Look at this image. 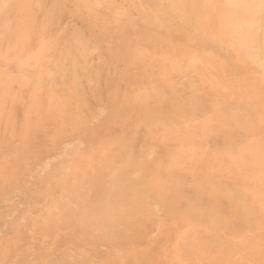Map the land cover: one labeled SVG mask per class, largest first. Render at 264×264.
Wrapping results in <instances>:
<instances>
[{
    "label": "bare ground",
    "instance_id": "obj_1",
    "mask_svg": "<svg viewBox=\"0 0 264 264\" xmlns=\"http://www.w3.org/2000/svg\"><path fill=\"white\" fill-rule=\"evenodd\" d=\"M64 2L0 0V27L9 29L14 26L19 29V35L15 37L19 47L6 36L7 42L15 45L8 51L0 49V58L10 54L20 59L22 43L27 38L30 39L33 34L50 33L60 19ZM78 2L79 7L95 16L105 32L108 33L112 25L117 24L121 28L122 45L133 50L127 55L141 62V74L136 78L137 91L133 94L119 93L109 107L122 119H128L133 112H137L138 126L133 132L143 125L147 129L145 137H155L164 149L158 160L147 162L135 151L138 132L130 138L120 135L92 149L87 159L81 160L80 170L74 171L73 177L71 175L73 180L65 191L70 204L61 205L58 218L65 219L75 235H83L87 239L97 232V238L109 244L134 243L143 231L139 221V217L145 215L142 195L147 191H158L167 214L173 215L186 227L180 246L188 256L196 259V264H237L234 254L252 256L251 252H256L263 256L260 247L264 243V61L261 56L255 58L257 45L246 39V28L244 34L241 27L236 26L234 31L227 23H212L214 14L211 17L212 13L205 9L188 6L189 0L173 7L161 6L162 0H150L152 6L140 10L149 28L135 32L133 22L121 23L119 18V21L112 22L111 18L115 14L120 17L121 12L112 9L114 15L110 11V20L100 22V13L98 17L95 13L97 9L92 7L94 0ZM35 6L43 10L41 19L32 14ZM103 19L107 20L105 16ZM248 34L254 36L256 33ZM52 35L55 38V34ZM70 37L71 41L63 37V46L58 39L53 40V44L58 43L60 55L71 59V70L78 72L86 66L78 63L77 59L86 58L87 49L81 33L70 34ZM253 38L256 39L255 36ZM73 43L76 48H73ZM148 48H152V52H148ZM224 48L228 50L227 56L220 54L223 60L226 59L222 61L216 51L222 52ZM18 49L19 53H16ZM116 54L120 55L119 52ZM171 58L175 59L173 72L178 74H183L186 69H193L201 75L213 73V76L202 79L200 84L192 80L187 84V88L196 92L189 101L183 100L182 96L180 99L175 88L171 95L167 91L169 96H165L163 87L153 92L144 85L149 69L156 68L157 77L165 83H162L164 87L172 89L174 82L166 63ZM253 62L259 67L252 72L249 66ZM53 74L51 72L50 75L53 77ZM78 76L73 74L69 79L74 93L72 97L69 93L68 97H57L51 93V108L60 109L73 97L76 99V111L88 108V96L97 90L96 87L83 90ZM94 77L93 73H88L90 80ZM203 87H209L211 94H201ZM167 102L175 113L170 121L165 109ZM3 117L6 119V115ZM44 123L42 119L26 121L19 133L21 142L20 147L15 149L17 156L24 155L27 159L33 154V136ZM237 133L240 139L234 149L229 144ZM205 143L213 147L211 166L189 164V160L195 162L200 154L206 152ZM131 172H141L143 177L140 176L137 182L131 177ZM203 193L208 195V199L202 198ZM223 202L228 205L229 215L234 219L243 217V224L257 232L255 238L241 237L235 242L222 237L239 233L236 223L223 216ZM205 214L208 222L200 225L196 218ZM56 223L57 220L52 219V225Z\"/></svg>",
    "mask_w": 264,
    "mask_h": 264
},
{
    "label": "rangeland",
    "instance_id": "obj_2",
    "mask_svg": "<svg viewBox=\"0 0 264 264\" xmlns=\"http://www.w3.org/2000/svg\"><path fill=\"white\" fill-rule=\"evenodd\" d=\"M64 1L60 19L50 33L33 34L30 39L27 38V41L22 43L23 54L20 59L10 54L0 58V264H196V259L188 256L180 246V238L185 234L186 227L173 215L167 214L160 202L158 191H147L142 195L145 215H141L139 221L143 231L134 243L109 244L98 239L97 232L93 233L94 237L87 239L83 235H75L73 229L68 227V222L58 218L61 205L70 204L68 194L65 192L66 186L72 182L73 174L80 170L81 160L87 159L92 149L120 135L130 138L136 132L139 138L134 145L135 151L147 162L158 160L164 149L163 144L155 137L150 139L145 137L147 129L143 125H139L140 128L133 132L138 126L137 112H133L132 117L128 119H122L109 107L119 93L133 94L137 91L136 78L141 74V62L127 55L133 51L132 47L129 49L130 47L122 45L121 28L113 24L107 33L101 24L96 22L94 15L79 7L78 0ZM94 1L92 7L98 10L95 11L97 16L100 13V22L109 21L111 14L114 15L113 10H117L121 12L120 17L115 14L111 18L112 22L117 18L123 23L133 22L135 32L149 28V23L141 15L140 10L150 8L152 6L150 0ZM181 1L185 0H162L160 5L173 7ZM187 5L211 12V17H215L212 18V23L231 25L234 31L236 26L241 27L242 32L246 28V34L244 32L246 39L254 41L253 44L257 45L258 53L255 58L261 56L264 61V0H189ZM32 14L41 19L43 10L35 6ZM104 16L107 20L103 19ZM250 28L252 31L248 32ZM76 32L83 35L85 41L83 43L88 54L86 58L77 59L78 63H84L86 66L85 68L83 66L84 69L78 67L80 72L72 71V60L58 52V43L61 46L64 44L63 37L71 41L70 34ZM247 32H255L256 39L252 33L251 35ZM52 34H55V38H52ZM18 35L17 27L12 26L9 29L0 27V49L8 51L15 45L14 43L19 47V41L15 40ZM6 36L14 43H8ZM57 39L58 43L53 44V40ZM42 46L43 50L40 51ZM72 46L76 48V44L73 43ZM224 49L222 52L216 51L221 59L224 54L227 56L228 49ZM147 51L152 52V48H148ZM118 52L120 55L116 54ZM16 53H19V49ZM171 59L166 63L174 82L172 89L164 87L165 83L157 77L156 68L149 69L144 85L153 92L163 87L165 96L171 95L175 88L176 92L179 91L176 95L180 99L182 96L183 100L189 101L196 92L187 88V84L191 80L200 84L202 79L213 76V73L201 75L195 73L193 69H186L183 74H178L173 72L175 59ZM255 63L249 66L252 72L259 67V64ZM51 72L55 74L53 77L50 75ZM88 73L95 75L93 80L88 78ZM73 74L80 75L78 78L83 90H92L96 87L97 92L88 96V108L76 111L74 97L67 103L64 102V107L60 109L51 108V93L57 97L67 96L68 93L71 97L74 95L69 80ZM43 80L45 85L42 83ZM55 84L56 88H52ZM201 94L209 95L211 89L203 87ZM165 109L167 120L170 121L175 116L170 103H166ZM5 115L6 119L3 117ZM37 119H42L45 123L33 136V154L27 159L24 155L17 156L15 149L20 147L21 129L26 121ZM234 137L232 144L229 145L235 149L240 134L237 133ZM207 144L203 145L206 146V152L200 154L195 162L189 160V164L211 166L213 147L210 143ZM140 176L143 177L141 172H131V177L137 182ZM202 198L206 200L208 195L203 193ZM221 210L223 216L235 222V226L239 228L238 235L225 234L223 238L236 242L241 237L251 239L257 236V232L243 224L245 221L243 217L234 219L228 214V205L225 202ZM52 219L57 220L55 226L52 225ZM196 220L200 225H206L208 217L206 214L198 215ZM263 248L264 243L260 247L261 253H264ZM251 253L252 256L234 254L233 258L237 264H264V255Z\"/></svg>",
    "mask_w": 264,
    "mask_h": 264
}]
</instances>
